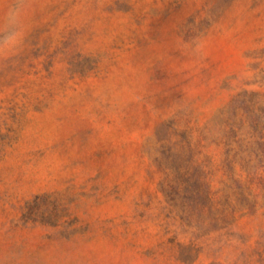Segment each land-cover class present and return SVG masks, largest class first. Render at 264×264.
<instances>
[{
	"label": "rangeland",
	"instance_id": "obj_1",
	"mask_svg": "<svg viewBox=\"0 0 264 264\" xmlns=\"http://www.w3.org/2000/svg\"><path fill=\"white\" fill-rule=\"evenodd\" d=\"M0 264H264V0H0Z\"/></svg>",
	"mask_w": 264,
	"mask_h": 264
}]
</instances>
